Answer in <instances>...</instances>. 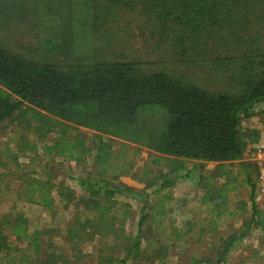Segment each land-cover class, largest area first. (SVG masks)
<instances>
[{"label":"trees","instance_id":"1","mask_svg":"<svg viewBox=\"0 0 264 264\" xmlns=\"http://www.w3.org/2000/svg\"><path fill=\"white\" fill-rule=\"evenodd\" d=\"M133 17L139 20L138 29H147L155 40L150 62L116 53L119 22ZM20 28L34 41L16 33ZM82 34L100 46L91 52L89 62H70L75 40ZM260 104H264V0H0V125L29 114L35 125L29 129L39 141L49 135L56 138L51 145L41 143L42 154L76 163L91 151L73 133L78 128L95 133L99 149L94 157L102 170L97 181L83 183L80 199H74L71 192L51 197L48 189L39 186L28 195L43 209L52 208L56 199L65 203L63 209L80 205L84 220L73 216L64 227L76 261L75 247L94 237L102 244L95 264H125L145 250L151 241L145 238L147 232L156 229L167 237L170 231L169 238L182 241L191 230L190 225L181 231L167 229L172 222L164 223V204L170 195L151 199L175 185L176 178L159 185L146 181L140 191L119 181L115 188L107 183L105 171L116 180L121 177L113 170L114 164L103 159L108 156L104 147L110 149L107 138L154 153L156 161L170 165L171 174L184 171L191 161L215 164L218 172L233 163L243 170L246 139H252L253 145L260 130L242 131L241 121ZM247 165L252 175H246L243 184L251 193L252 219L264 232V214L253 200L256 166ZM145 175L131 177L141 183ZM211 181L209 177L203 184L204 198L216 192L212 198L223 205L225 195L236 188L235 181L224 176L219 190ZM136 192L145 194L141 217L135 234L126 236L122 225L129 215L127 205H120L121 211L126 210L118 219L120 203L114 197ZM40 234L29 230L20 213L14 218L0 217V254L14 256L19 249L20 264H66L51 257L55 250L45 246ZM245 234L228 236L224 246L213 251L215 258L202 262L223 264L234 242ZM120 240L123 247L117 244ZM153 242L157 244L153 258L146 257L151 264L166 247L161 240ZM17 243L22 249L14 246ZM122 252L124 258H115Z\"/></svg>","mask_w":264,"mask_h":264},{"label":"rangeland","instance_id":"2","mask_svg":"<svg viewBox=\"0 0 264 264\" xmlns=\"http://www.w3.org/2000/svg\"><path fill=\"white\" fill-rule=\"evenodd\" d=\"M133 19L119 22L120 29L116 36L118 40L114 44L119 48L115 52L126 56L129 60L150 62L153 59L150 53L155 40L151 38L147 29L139 30V20L135 17ZM16 33L25 37L29 36L21 28ZM15 38L18 37L15 35ZM27 39L31 42L34 41L28 37ZM74 46V56L70 62H89L91 52L97 50L96 46H100V44L99 42L97 45L92 43L89 37L83 38L82 34L75 40ZM198 76L201 77L202 73H198ZM29 118V114H25L12 124L0 125V217L14 218L16 213L22 214L27 220L29 230L41 232L40 237L45 246H51L50 248L55 250L51 257L56 261H68L66 264H95L98 247L102 246V244L100 246L98 237L75 247L74 256L79 258L78 261L75 257H71L73 254L70 251L71 247L65 240L64 227L66 223L71 222L70 219L73 216H78L80 221L85 218V213L79 209L80 205L77 209L73 206L63 209L65 203L56 199L52 208L43 209L28 198L29 190L39 186L42 190L48 189L51 197H55L58 192L63 195L71 192L74 199H80L85 191L83 183L91 180L97 181L102 170L96 164L94 157L99 149L94 138L95 133L78 128L73 136L77 135L78 139L81 138L87 146L89 145L91 152L85 160L78 163L65 161L54 155L42 154L41 145H51L56 138L49 135L42 142L39 141L37 134L29 129L30 126L35 127ZM263 127L264 104L258 106L249 118L242 119L240 129L256 131L262 130ZM108 139L106 144L110 146V149L104 147L103 152L108 156L103 159L109 165L114 164L113 170L121 177L116 180L112 178L113 175L110 174V171H105L109 174L106 179L107 183L115 188L119 181L125 186L140 191L144 188L146 181L155 180L159 185L166 179L176 178L175 185L167 186L161 194L154 195L151 199L156 201L163 195H170V201L164 204L166 212L164 223L172 222L171 225H167V229L172 227L181 231L184 226H191L189 234L185 235L182 241H174L169 238L170 231L167 232V237L160 235L156 229L147 232L145 238L147 241H151L144 246V253L142 252L136 259L126 260L125 264H151L146 261V257L153 258L152 249H156L157 246L153 242L155 239L161 240L162 245H166V247L160 258L155 257L152 264H207L202 260L210 261L215 258L213 251L221 249L224 246L223 241L228 236L235 234L239 237L243 232L246 233L245 236L234 242L226 254L223 264H264V232L261 227L255 225L252 219L251 193L249 187L243 184L244 177L252 175L250 165H247L252 163L249 155L252 139H246L248 145L241 161L244 163L243 170H241V166H237V163H233L218 172L215 164L205 166L200 162L191 161L187 162L184 171L177 175L168 173L170 165L163 160L156 161L154 153L145 148L128 144L117 138ZM33 143H37L35 149L32 148ZM145 173L147 175L139 183L136 179ZM159 174H165L166 177L157 179ZM132 175H135L136 179L132 178ZM224 176L228 178L229 182L234 180L236 187L225 195V203L221 205L219 200L212 198L218 195L216 192H211L210 197L204 198L203 184L206 180L212 177L213 181L210 184L215 190H219L220 185L225 182ZM35 179L38 182H33ZM144 199L145 194L141 192H136L135 195L124 193L114 197V200L120 203L116 207L119 210L118 219H122L121 213L126 210L122 208L121 211L120 207L122 206L120 205H127L129 215L123 219L124 224L122 225L126 236L135 234ZM46 231L49 232L48 235L45 234ZM179 236H183V233L179 232ZM107 238L109 241L111 240L109 237ZM119 243L122 247L124 246L121 240L117 244ZM17 245L18 243L14 246ZM18 247L22 249L19 245ZM18 251L10 257L0 254V264H20V250L18 249ZM118 251L120 250L118 249ZM77 252L81 254L78 255ZM122 253V256L116 254L115 258L118 257L119 260L124 258L125 252ZM192 259L201 262L192 263Z\"/></svg>","mask_w":264,"mask_h":264},{"label":"built area","instance_id":"3","mask_svg":"<svg viewBox=\"0 0 264 264\" xmlns=\"http://www.w3.org/2000/svg\"><path fill=\"white\" fill-rule=\"evenodd\" d=\"M249 152L250 161L256 166L253 200L255 206L264 214V127L260 130L258 140L252 145Z\"/></svg>","mask_w":264,"mask_h":264},{"label":"crops","instance_id":"4","mask_svg":"<svg viewBox=\"0 0 264 264\" xmlns=\"http://www.w3.org/2000/svg\"><path fill=\"white\" fill-rule=\"evenodd\" d=\"M260 105H263V104H260ZM260 105H259V106H260ZM257 107H258V106H257ZM257 107H256V108H257ZM256 108H255V109H256Z\"/></svg>","mask_w":264,"mask_h":264}]
</instances>
